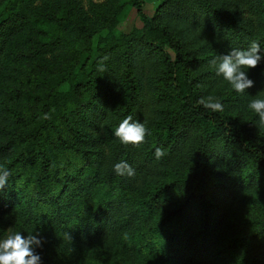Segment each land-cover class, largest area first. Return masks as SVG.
<instances>
[{
    "label": "trees",
    "instance_id": "1",
    "mask_svg": "<svg viewBox=\"0 0 264 264\" xmlns=\"http://www.w3.org/2000/svg\"><path fill=\"white\" fill-rule=\"evenodd\" d=\"M1 1L3 11L8 14L22 4L34 2ZM114 3L112 14L102 18L108 27L111 28L130 7L135 8L141 26L119 35L107 33L93 44L80 22L63 13L70 41H77L80 47L74 59L51 73L30 76L29 81L41 85L51 80L55 84L65 83L66 88L21 89L18 94L28 99L27 105L33 108L19 109L0 99V119L4 115L7 118V126L0 130V167L10 172L5 187L0 189V211L17 205L25 213L12 232L24 236L28 223L38 219L56 228L65 224L67 215L72 222L79 220L81 203L74 198L73 209L66 213L63 211L64 196L74 194L81 183L85 185L87 178L97 174L85 149L77 143L83 139L80 136L89 137L80 125L84 123L87 130H92L89 132H96L100 122L105 120L108 133L118 141V147L111 152L95 188L98 195L90 213V220H96L94 230L108 224L110 227L130 224L133 211L121 216L119 224H113L116 206L112 195L116 186L118 189L137 186L160 172L168 174L167 169L173 166L171 178L154 186L151 194L139 203L144 209L151 208L160 195L171 189L180 194L179 201L153 224L131 233L128 244L139 250L155 249L162 254L165 264H203L213 256L221 257L237 249L257 246L249 262L264 264V219L256 230L232 236L213 248L225 203L235 195V187L227 180L229 169L234 164L239 167L248 162L249 167L244 171L246 183L264 184L261 129L252 121L240 122L222 111L213 112L198 104L203 96L197 86L198 77L192 73V49L187 42L161 25L157 13L147 14L143 9L144 0H116ZM263 10L264 0H161L157 8L158 13L209 29L232 48L248 50L250 42L256 40L261 51H264V30L254 35L251 17ZM56 17L61 18V14ZM54 24L55 21L52 24L42 21L39 26L48 37L45 51H52L58 43L48 36L47 30ZM61 35H67L66 31ZM152 54L161 64L159 73L151 80L153 100L168 101L170 106L163 108L159 125L142 144L125 145L113 132L129 115L133 122L138 121L135 110L142 94L136 70ZM102 71L111 72L121 86L114 108L109 106L111 81L107 77H102L101 83L96 81ZM257 78L264 87V69ZM45 113H50L51 119H42ZM94 116L97 121L93 120ZM91 139L102 140L98 136ZM157 148L165 152L160 159L154 155ZM120 161L127 162L135 175H117L113 166ZM217 191L223 193L221 202L213 197ZM192 207L195 208L193 214ZM190 216L197 217L195 227ZM3 238L4 225L0 227V239ZM259 238L262 239L258 241ZM40 256L42 264H64L51 256Z\"/></svg>",
    "mask_w": 264,
    "mask_h": 264
},
{
    "label": "rangeland",
    "instance_id": "2",
    "mask_svg": "<svg viewBox=\"0 0 264 264\" xmlns=\"http://www.w3.org/2000/svg\"><path fill=\"white\" fill-rule=\"evenodd\" d=\"M114 2L116 0H34L33 3L22 4L19 9L8 14L3 11L0 0V99L7 105L24 109L30 105H27L28 99L18 94L21 89L32 88L40 91L53 86L56 89L66 88L65 83L55 84L51 80L41 85L37 81L36 83L29 81L30 76L33 78L51 73L60 65L74 59L80 43L70 41L69 28L64 21L67 18L63 17V13H68L70 18L73 17L72 19L80 22L82 30L88 34L93 44L97 43L100 36H105L107 33L119 35L133 27L141 26L142 21L135 8L130 7L111 28L108 27L102 18L112 14ZM160 2L161 0H144L143 9L149 15L157 13V21L180 36L191 47L194 63L192 73L198 77L197 86L201 89L202 96H215L222 103V112L227 116L240 122L252 121L258 127V116L249 110L248 103L254 98L264 99V87L257 78L259 72L264 69V59L257 67L245 69L248 78L254 82L253 86L244 93L236 92L222 76L216 74L215 68L210 64L212 59L229 54L233 48L209 29L158 13ZM58 14H61V18L56 17ZM99 16H102L100 20L97 19ZM251 20L254 35L264 30V10L261 14L253 15ZM42 21L47 24L55 21L53 28L47 30L50 40L54 43L58 42L52 51L50 49L45 51L48 48L46 43L48 37L46 31L39 29ZM56 28L59 30L56 31ZM61 30L66 31L67 35L62 36L61 33L64 32H60ZM261 54L264 55V51H261ZM111 63L113 64V61ZM160 68L161 64L157 56L152 54L146 57L136 70L142 99L135 110V116L148 130L146 139L159 125L163 108L170 106L168 101L153 100L151 80L159 73ZM100 75V78H96L97 82L101 83L102 77H107L111 81L113 89L109 95V106L114 108L121 86L115 78H112L111 72L102 71ZM6 119L5 115L0 119V130L7 126ZM94 119L97 121L95 116ZM80 128L87 132L89 137L80 136L83 139H79L77 143L85 149V154L97 169V174L87 178L85 185L81 183L74 194L67 193L64 196L63 211L66 210V213L73 209L76 198L81 203L82 208L78 210L79 220L72 222L67 215L65 224L58 228L41 219L33 220L28 223L24 237L39 232L44 242L43 246L36 250L37 253L51 256L64 264H143L145 262L165 264L161 253L155 249L133 248L128 244V239L131 233L153 224L163 212L176 206L180 194L174 189L160 195L157 203L151 208L144 209L139 203L151 194L154 186L171 178L170 171L173 166L167 169L168 174L167 171L160 172L134 187L125 186L123 189H118L115 185L112 195L116 206L113 224H119L121 216L133 211L131 222L113 227L108 224L105 228L97 226L94 230L96 220H90V213L98 195L95 188L111 152L118 147V141L110 137L105 120L100 122L96 132H89L92 130H87L84 123ZM259 129L264 136V128L259 127ZM93 136H98L102 140H92ZM227 162L233 164L231 160ZM248 164L245 162L242 166L238 165L239 167L234 164L229 169L230 177L227 180L235 187V195L232 200L225 203V211L214 237L213 248L224 244L232 236L256 230L259 222L264 219V184L256 181L251 184L246 183L244 171L249 167ZM213 197L215 200L218 197V202H221L223 193L214 192ZM193 212H195L194 207L191 208V213ZM24 216V211L17 205L0 211V227L4 225V237L12 232ZM189 219L195 227L197 217L190 216ZM256 247L237 249L221 257L216 255L203 264H245V262L251 264L249 258L251 252L256 251Z\"/></svg>",
    "mask_w": 264,
    "mask_h": 264
},
{
    "label": "clouds",
    "instance_id": "3",
    "mask_svg": "<svg viewBox=\"0 0 264 264\" xmlns=\"http://www.w3.org/2000/svg\"><path fill=\"white\" fill-rule=\"evenodd\" d=\"M264 59L261 54L260 43L252 40L248 50L233 48L229 54L220 55L210 61L215 68L216 74L222 76L238 93H244L252 87L254 82L248 78L245 69L257 67L259 62ZM198 104L213 112L223 111V105L212 95L202 97ZM249 110L258 116L257 125L264 128V99L254 98L248 103ZM42 119H51L50 113H45ZM114 136L125 145H140L144 142L148 130L145 125L139 121L133 122L132 116H127L114 129ZM157 159L162 158L165 152L157 148L154 153ZM117 175L132 177L135 170L125 161H120L113 166ZM10 172L0 167V189H3L8 181ZM44 239L40 233L29 234L25 238L20 232H9V234L0 239V264H42L41 256L37 249L43 246Z\"/></svg>",
    "mask_w": 264,
    "mask_h": 264
}]
</instances>
